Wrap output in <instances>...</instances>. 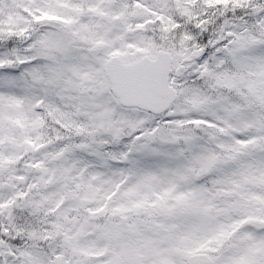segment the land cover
<instances>
[{"label":"snow or ice","instance_id":"obj_1","mask_svg":"<svg viewBox=\"0 0 264 264\" xmlns=\"http://www.w3.org/2000/svg\"><path fill=\"white\" fill-rule=\"evenodd\" d=\"M0 264H264V0H0Z\"/></svg>","mask_w":264,"mask_h":264}]
</instances>
